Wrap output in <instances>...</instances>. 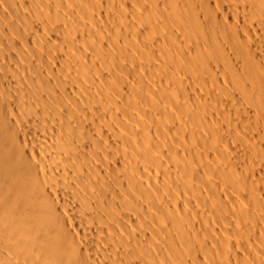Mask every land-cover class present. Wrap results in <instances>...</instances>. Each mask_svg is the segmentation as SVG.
<instances>
[{
  "label": "bare ground",
  "instance_id": "6f19581e",
  "mask_svg": "<svg viewBox=\"0 0 264 264\" xmlns=\"http://www.w3.org/2000/svg\"><path fill=\"white\" fill-rule=\"evenodd\" d=\"M0 264H264V0H0Z\"/></svg>",
  "mask_w": 264,
  "mask_h": 264
},
{
  "label": "rangeland",
  "instance_id": "374dc122",
  "mask_svg": "<svg viewBox=\"0 0 264 264\" xmlns=\"http://www.w3.org/2000/svg\"><path fill=\"white\" fill-rule=\"evenodd\" d=\"M126 4H127V6L130 5V4L128 5V2H127ZM126 4H125V7H126ZM27 7H28V5H27ZM25 8H26V6H25ZM123 8H124V7H123ZM127 8L130 9V7H127ZM127 8H126V9H127ZM27 9L29 10L30 8L28 7ZM27 9H25V10L28 11ZM126 9H125V10H126ZM129 9H127V10H129ZM95 22H96L97 25L99 24L98 21H95ZM46 34H48V36H47L46 38L48 39L47 42H49V39H50V38H49V33H46ZM50 37H51L50 42H52V41L55 39V36H53V35L51 36V34H50ZM52 38H53V39H52ZM51 40H52V41H51ZM50 42H49V43H50ZM52 43H53V42H52ZM52 43H50V44H52ZM18 47H19V46H18ZM18 47H17V48H18ZM29 47H30V43H29ZM17 48H16V49H17ZM14 53H16V52H12V53L10 52L9 54H10V56H13V55H14V57H16V54H14ZM8 57H9V56H8ZM6 59L8 60L7 57H5V60H6ZM11 59L15 62V60L17 59V57H16V59H14V58H9V60H11ZM7 60H6V61H7ZM12 60H11V62H12ZM6 61H5V62H6ZM16 61H18V60H16ZM14 62H12V63L14 64ZM119 72H120V71H119ZM124 72L126 73V71H124ZM124 72H123V73H124ZM123 73H122V74H123Z\"/></svg>",
  "mask_w": 264,
  "mask_h": 264
}]
</instances>
